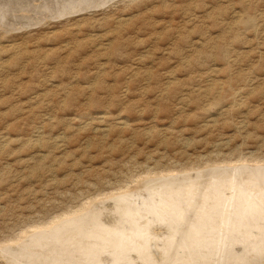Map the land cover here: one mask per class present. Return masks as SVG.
Returning <instances> with one entry per match:
<instances>
[{
  "label": "rangeland",
  "instance_id": "obj_1",
  "mask_svg": "<svg viewBox=\"0 0 264 264\" xmlns=\"http://www.w3.org/2000/svg\"><path fill=\"white\" fill-rule=\"evenodd\" d=\"M84 1L0 0V264L86 202L82 233L109 216L144 231L94 262L264 264V0ZM179 220L177 249L151 251Z\"/></svg>",
  "mask_w": 264,
  "mask_h": 264
},
{
  "label": "bare ground",
  "instance_id": "obj_2",
  "mask_svg": "<svg viewBox=\"0 0 264 264\" xmlns=\"http://www.w3.org/2000/svg\"><path fill=\"white\" fill-rule=\"evenodd\" d=\"M84 1V0H83ZM95 1H97V0H95ZM87 2V1H86ZM85 1H84V4L86 3ZM104 2H106V0L104 1ZM56 3V2H55ZM88 3V2H87ZM98 3H99V0H98ZM66 4V3H65ZM71 4V3H70ZM75 4V3H74ZM78 4H80V3H78ZM48 5V4H47ZM68 5V4H67ZM93 5V4H92ZM96 5H97V3H96ZM60 6V5H59ZM86 6V5H85ZM85 6H83V7H75V8H73L74 6H72V13H70V14H76V13H78L79 14V12H81V11H86L87 12V10L86 9H89V8H91L90 6L89 7H85ZM60 7H62V6H60ZM53 9V8H52ZM60 9V8H59ZM71 9V8H70ZM54 11V10H53ZM60 12H62L61 10H59ZM64 12V11H63ZM58 13V12H57ZM69 14V15H70ZM59 15V14H58ZM68 15V16H69ZM67 15H65V17H66ZM55 19H56V16H55ZM1 27V26H0ZM228 165V164H227ZM238 165V164H237ZM235 166V165H234ZM241 166V165H240ZM239 166V168H241ZM247 166V165H246ZM248 166H250V165H248ZM247 166V167H248ZM209 167V166H208ZM232 167V166H231ZM236 167V166H235ZM252 167V166H251ZM253 167H257V166H254L253 165ZM258 167H261V166H258ZM257 167V168H258ZM207 168V167H206ZM243 168V167H242ZM241 168V169H242ZM250 168V167H249ZM254 169V168H253ZM203 170V169H202ZM212 170H213V168H212ZM233 170V169H232ZM257 170V169H256ZM235 171V170H234ZM202 172V171H201ZM210 173H211V171H209ZM203 173V172H202ZM178 174V173H177ZM185 174V173H184ZM200 174V173H199ZM254 175V174H253ZM163 176H166V175H163ZM174 176V175H173ZM172 175H170V177H173ZM196 176V175H195ZM203 176V175H202ZM255 176V175H254ZM160 178H161V176H160ZM164 178V177H163ZM163 178H162V180H163ZM167 179H169V176L168 177H166ZM165 178V179H166ZM176 178V177H175ZM232 178V177H231ZM167 179L166 180H164L165 182L167 181ZM234 179H235V177H234ZM144 180V179H143ZM152 180V182H154V180L153 179H151ZM150 180V181H151ZM170 180V183H169V186H171V178L169 179ZM175 180V179H174ZM237 180V179H236ZM243 180V179H242ZM139 181V180H138ZM137 181V182H138ZM142 181V180H141ZM145 181V180H144ZM143 181V182H144ZM156 181V180H155ZM173 181V180H172ZM228 181V180H227ZM143 182H139L142 186H143ZM146 182V181H145ZM148 182V181H147ZM163 182V181H162ZM162 182H160V184H162ZM174 182V181H173ZM172 182V183H173ZM236 182V181H235ZM239 183V182H238ZM248 183V182H247ZM149 184H150V182H148V184L147 183H145L144 185H148L149 186ZM151 184H153V183H151ZM158 184V183H157ZM156 184V185H157ZM252 184H254V183H252ZM141 185H139V186H141ZM154 185V184H153ZM156 185H154V186H150V187H155ZM168 185V184H167ZM188 185H189V183H188ZM134 186V185H133ZM141 186V187H142ZM161 186V185H160ZM209 186V185H208ZM211 186V185H210ZM217 186V185H216ZM232 186V185H231ZM239 186V185H238ZM250 186H251V184H250ZM145 187V186H144ZM156 187H159V186H156ZM162 188H163V186H161ZM160 187V188H161ZM167 187V186H166ZM201 187V186H200ZM243 187V186H242ZM193 188V187H192ZM217 188V187H216ZM230 188V187H229ZM233 187H231V189H232ZM252 188V187H251ZM153 189V188H152ZM171 189V188H170ZM239 189H240V187H239ZM248 189V188H247ZM263 189V188H262ZM145 190V189H144ZM167 190V189H166ZM201 190V189H200ZM234 190V189H233ZM131 191V190H130ZM155 191V190H154ZM186 191V190H185ZM244 191V190H243ZM252 191H253V189H252ZM168 192H170V191H168ZM201 192H202V190H201ZM213 192V191H212ZM235 192V191H234ZM260 192V191H259ZM233 192H231V195H233L232 194ZM236 193V192H235ZM238 193V192H237ZM125 194V193H124ZM123 194V195H124ZM127 194V193H126ZM125 194V195H126ZM180 194V193H179ZM187 194V193H186ZM207 194H208V192H207ZM216 194V193H215ZM247 194V193H246ZM117 195H119V193L117 194ZM122 195V196H123ZM128 195V194H127ZM132 195V194H131ZM181 195V194H180ZM248 195H249V193H248ZM247 195V196H248ZM256 195V194H255ZM116 196V195H115ZM121 196V195H120ZM119 196V197H120ZM177 196V195H176ZM198 196V195H197ZM203 196V195H202ZM201 196V197H202ZM227 196H229V195H227ZM114 197V196H113ZM127 197V196H126ZM125 197V198H126ZM128 197H130V196H128ZM199 197V196H198ZM230 198H231V196H229ZM105 198H109V197H105ZM111 198V197H110ZM115 198V197H114ZM116 198H117V196H116ZM124 198V197H123ZM193 198H195V197H193ZM200 198V197H199ZM221 198H222V196H221ZM225 198V197H224ZM227 198V197H226ZM249 198L251 199V196L249 197L248 196V201H249ZM103 199H104V197H103ZM118 199V198H117ZM116 199V200H117ZM121 199V197L119 198V200ZM127 199V198H126ZM164 199V198H163ZM204 199V198H203ZM211 199H212V197H211ZM241 199V198H240ZM96 200V199H95ZM108 200H110V199H108ZM111 200H112V198H111ZM116 200H114L113 199V201H115V202H117ZM195 199H193V201H194ZM200 200V199H199ZM225 200V199H224ZM243 200V199H242ZM97 201V200H96ZM100 201H102V200H100ZM99 201V202H100ZM104 201L105 200H103V203H104ZM121 201H123V199H121ZM120 201V202H121ZM168 201V200H167ZM174 201H176V200H174ZM192 201V202H193ZM197 201V200H196ZM211 201V200H210ZM222 201V200H221ZM230 201V200H229ZM234 201H235V199H234ZM241 201V200H240ZM92 202V201H91ZM94 202V201H93ZM114 202V203H115ZM158 202V201H157ZM180 202V201H179ZM195 202V201H194ZM208 202V201H207ZM214 202V201H213ZM224 202V201H223ZM250 202H251V200H250ZM96 203V202H95ZM163 203V202H162ZM177 203V202H176ZM182 203V202H181ZM189 203V202H188ZM216 203V202H215ZM242 203V202H241ZM91 204L92 203H85V204H83L76 212H73V213H70V214H67V215H65V214H62V215H64V216H58L55 220H52V221H49L48 223H44V224H42V226H40V228L38 227V229L40 230H36L37 228L35 227L34 229L36 230V231H38V232H33V231H35V230H33L32 229V231L30 230V233H28V232H22L21 234H19L20 236L18 237V239L15 241V239L13 240L14 241V244L16 245L15 247H14V249H12V250H15L16 248L17 249H20V248H26V251H27V253H28V255L30 256V258L29 259H27V260H25L24 262H22V263H15V264H105L104 262H99V261H96V262H94V261H92L93 260V258L96 256V253H98V252H100L99 250L100 249H103V248H99V246L100 245H102V242H106V244H105V248H109V250L110 249H115V248H119V249H122V248H126V246H134V244L138 241V239H140V236L139 235H142L141 234V232H144L143 230L142 231H139V230H137V229H135V227H132L131 226V228L130 229H126V231H124V229H121L120 231H117L116 229H117V227H116V225H113L114 223V221H112V218L109 216V215H107V216H109V217H107L106 219V222L105 221H100V222H96L95 223V225L93 224V225H91V226H89V227H86V228H84V233H82V231L80 230V228L81 227H78V224H79V222L81 221V219L79 218V220H75V217L73 216L74 214H77L78 212H80L79 213V216H80V214L82 215V213L84 212V214L85 213H87L86 211H88V209L89 208H91ZM101 204V203H100ZM175 204V203H174ZM183 204V203H182ZM193 204V203H192ZM201 204H202V202H201ZM213 204V203H212ZM211 204V205H212ZM228 204V203H227ZM226 203H225V205H227ZM247 204H249V203H247ZM95 205V204H94ZM164 205V204H163ZM197 205V204H196ZM210 205V206H211ZM222 205V204H221ZM250 205V204H249ZM260 205H262V204H260ZM103 206V205H102ZM115 206V205H114ZM132 206V205H131ZM137 206V205H136ZM152 206V205H151ZM165 206V205H164ZM190 207L192 206V205H189ZM193 206H195L194 204H193ZM192 206V207H193ZM208 206V205H207ZM209 206V207H210ZM227 206H229V205H227ZM231 206V205H230ZM239 206V205H238ZM96 207V206H95ZM128 207V206H127ZM141 207V206H140ZM150 207V206H149ZM171 207V206H170ZM175 207V206H174ZM173 207V208H174ZM182 207V206H181ZM206 207V206H205ZM204 207V208H205ZM224 207H226V206H224ZM233 207V206H232ZM231 207V208H232ZM253 207H256V206H253ZM262 207V206H261ZM98 208V207H97ZM96 208V209H97ZM100 209L102 208L101 206L99 207ZM103 208H105V205H104V207ZM107 208V207H106ZM105 208V209H106ZM138 208V209H137ZM136 209L137 210H140V208L139 207H137ZM143 208V207H142ZM203 208V209H204ZM213 208V207H212ZM227 208V207H226ZM225 208V210H227ZM248 208V207H247ZM257 208V207H256ZM260 208V207H259ZM258 208V209H259ZM92 210H93V208H91ZM99 209V210H100ZM114 209V207L112 208V210ZM154 209V208H153ZM184 209V208H183ZM188 209V208H187ZM220 209V208H219ZM232 209H234V208H232ZM257 209V210H258ZM94 210H95V208H94ZM93 210V211H94ZM111 210V209H110ZM147 210H148V208H147ZM168 210V209H167ZM193 210H195V209H192V211ZM202 210V209H201ZM235 210V209H234ZM236 210H237V208H236ZM244 210V209H243ZM250 210V209H249ZM90 211L91 210H89V214H90ZM97 211V210H96ZM95 211V212H96ZM100 211H102V210H100ZM106 211V210H105ZM105 211H102V212H105ZM152 211V210H151ZM155 211V210H154ZM175 211V210H174ZM173 211V212H174ZM185 211V210H184ZM224 211V210H223ZM232 211V210H231ZM82 212V213H81ZM98 212V211H97ZM112 212V211H111ZM164 212V211H163ZM178 212H180V211H178ZM217 212V211H216ZM253 212V211H252ZM254 212H258V211H255L254 210ZM94 213V212H93ZM93 213H91L92 215H93ZM107 213H108V211H107ZM141 213H142V210H141ZM150 213V212H149ZM166 213V212H165ZM175 213H177V212H175ZM184 213V212H183ZM206 213V212H205ZM211 213V212H210ZM235 213V212H234ZM260 213H262V212H260ZM263 213H264V211H263ZM88 214V213H87ZM95 214H98V213H95ZM110 214V213H109ZM148 214V213H147ZM157 214H159V213H157ZM163 214V213H162ZM69 215L72 217V219H66V217L68 216L69 217ZM86 215V214H85ZM84 215V216H85ZM113 215V214H112ZM127 215V214H126ZM150 215V214H149ZM155 215V214H154ZM165 215V214H164ZM180 215H181V213H180ZM184 215V214H183ZM204 215V214H203ZM207 215V214H206ZM214 215V214H213ZM229 215V214H228ZM233 215V214H232ZM244 215V214H243ZM257 215V214H256ZM78 216V215H77ZM83 216V217H84ZM90 216V215H89ZM88 216V217H89ZM105 216V215H104ZM139 216V215H138ZM170 216V215H169ZM195 216H198V215H195ZM208 216V215H207ZM62 217H63V219H62ZM65 217V218H64ZM70 217V218H71ZM87 217V216H86ZM95 217V216H94ZM106 217V216H105ZM147 217H149V216H147ZM151 217V216H150ZM204 217H206V216H204ZM217 217V216H216ZM220 217H221V215H220ZM223 217H224V215H223ZM222 217V218H223ZM229 217H231L230 215H229ZM228 217V218H229ZM240 217H241V215H240ZM261 217V216H260ZM127 218V217H126ZM125 218V219H126ZM165 218V217H164ZM180 218V217H179ZM184 218V217H183ZM197 218V217H196ZM200 218V217H199ZM227 218V219H228ZM233 218V217H232ZM237 218V217H236ZM61 219V220H60ZM76 219H78V218H76ZM83 219V218H82ZM93 219V218H92ZM149 219V218H148ZM151 219V218H150ZM149 219V220H150ZM172 219V218H171ZM189 219V218H188ZM202 218H200V220H201ZM127 220V219H126ZM141 220V219H140ZM181 220H183V219H181ZM181 220H179V221H177V223L178 224H181V229H179V231L176 233L175 231H173V229H172V231H169V232H165V235H161L160 233L161 232H163L162 230H158V229H155V227H153L154 229V231H153V233H154V235L153 236H155V238H157L156 236L157 235H159L158 236V238L156 239V240H154V242H150V243H153V245H154V247H153V249H150L151 251H153V250H155V254L157 253L158 255H160L159 254V252H160V250H157V247H156V243L155 242H158V243H162V245L164 246L165 245V243L166 242H170L169 244H168V246L170 245V247H172V248H175V249H177V247L179 246V244H180V241L179 240H175V241H171V240H173V238H175V234H180V233H182V231H183V229L184 228H188L189 226H190V228L191 227H194V225H192L191 223H181ZM216 220V219H215ZM219 220V219H218ZM263 220V219H262ZM84 221V220H83ZM119 221V220H118ZM155 221V220H154ZM167 221V220H166ZM172 221H174V220H172ZM191 221H193V220H191ZM222 221H224V220H222ZM231 221V220H230ZM229 221V222H230ZM116 222V221H115ZM121 222V221H120ZM124 222V221H123ZM140 222V221H139ZM162 222H163V220H162ZM169 222V221H168ZM235 222V221H234ZM241 222V221H240ZM119 223V222H118ZM144 223V222H143ZM145 223H148V224H150L149 222H145ZM144 223V224H145ZM151 223H153V220H152V222ZM155 223V222H154ZM160 223V222H159ZM209 223V222H208ZM243 222H241V224H242ZM81 224V223H80ZM120 224H122V223H120ZM140 224V223H139ZM175 224V223H174ZM225 224H227V223H225ZM229 224V223H228ZM259 224V223H258ZM128 226L129 225H131V224H127ZM141 225H142V223H141ZM145 225H147V224H145ZM164 225V224H163ZM167 225V224H166ZM205 225H206V223H205ZM215 225H216V222H215ZM230 225V224H229ZM38 226V225H37ZM125 226V225H124ZM156 226V225H155ZM174 226H176V225H174ZM143 227V226H142ZM157 227V226H156ZM183 227V228H182ZM225 227V226H224ZM233 227V226H232ZM253 227V226H252ZM125 228V227H124ZM145 228H148L147 226H145ZM160 228V227H159ZM166 228V227H165ZM164 228V229H165ZM172 228V227H171ZM204 228V227H203ZM207 228V227H206ZM230 228V227H229ZM139 229V228H138ZM161 229V228H160ZM221 229H222V227H221ZM221 229H220V232H219V234L221 233ZM226 229H228V228H226ZM236 229V228H235ZM127 230H129V231H127ZM147 230V229H146ZM191 230H193V229H191ZM197 230V229H196ZM203 230V229H202ZM26 231H28V230H26ZM194 231V230H193ZM230 231V230H229ZM233 231V230H232ZM198 232V231H197ZM196 232V233H197ZM209 232V231H208ZM212 232H214V231H212ZM227 232V231H226ZM239 232H241V231H239ZM238 232V233H239ZM255 232V231H254ZM18 233V232H17ZM146 233L148 234L149 232L148 231H146ZM164 233V232H163ZM187 233V232H186ZM202 233H204V232H202ZM216 233V232H215ZM27 234H29L30 236H26ZM174 234V235H173ZM184 234V233H183ZM199 234V233H198ZM205 234H206V232H205ZM226 234V233H225ZM229 233H227V235H228ZM234 234H236V233H234ZM252 234V233H251ZM146 235V234H145ZM193 235V234H192ZM194 235H196V234H194ZM209 235V234H208ZM212 235V234H211ZM254 235V234H253ZM153 236H152V238H150V239H153ZM199 236V235H198ZM201 236H203V235H201ZM225 236V235H224ZM229 236V235H228ZM228 236H226L227 238H228ZM232 236V235H231ZM149 237H151V236H149ZM162 237H163V241H159V240H161L162 239ZM208 237H210V236H208ZM215 237H217V236H215ZM221 237V236H220ZM234 237V236H233ZM249 237V236H248ZM179 238V237H178ZM219 238V237H218ZM225 238V237H224ZM149 239V240H150ZM171 239V240H170ZM182 239H184V238H182ZM186 239V238H185ZM198 239H200V238H198ZM197 239V240H198ZM216 239V238H215ZM214 239V240H215ZM238 239V238H237ZM251 239V238H250ZM148 240V239H147ZM208 240V239H207ZM226 240H228V239H226ZM233 240V239H232ZM252 240V242H253V239H251ZM165 241V242H164ZM206 241V240H205ZM240 241V240H239ZM243 241V240H242ZM26 242L28 243V244H26ZM32 242H36L37 244H35L34 246H30V243H32ZM198 242V241H197ZM221 242V241H220ZM147 243V242H146ZM188 243V242H187ZM202 243V242H201ZM10 244H12V246H13V242H10ZM10 244H8V245H10ZM198 244V243H197ZM219 244H221V243H219ZM226 244V243H225ZM224 244V246L226 247V245ZM140 245V244H139ZM146 245V244H145ZM150 245H152V244H150ZM182 245H183V243H182ZM201 245V244H200ZM213 245V244H212ZM11 246V245H10ZM12 246L11 247H9L8 246V248H12ZM147 246H148V244H147ZM160 246V245H159ZM185 246V245H184ZM198 246V245H197ZM208 246H210V245H208ZM219 246V245H218ZM2 247V246H1ZM4 247L5 248H7L6 247V245L4 244ZM34 248L33 249V252H31V251H29V250H27L28 248ZM149 247H151V246H149ZM206 247V246H205ZM223 247V246H222ZM224 247V248H225ZM228 247V246H227ZM240 247V246H239ZM239 247H237V248H239ZM166 248V247H165ZM183 248V247H182ZM204 248V247H203ZM218 248H220V247H218ZM231 248V247H230ZM236 248V247H235ZM259 248L260 249H264V247H263V245H261V246H259ZM4 249V248H3ZM149 249V248H148ZM171 249V248H170ZM226 249V248H225ZM127 250H128V248H127ZM127 250H126V252H127ZM144 250V249H143ZM149 250V251H150ZM173 250V249H172ZM209 250V249H208ZM222 250H224V249H222ZM237 249H235V251H236ZM240 250H241V248H240ZM1 251H2V249H1ZM238 251H239V249H238ZM255 251V250H254ZM131 252V251H130ZM166 252V251H165ZM211 252V251H210ZM218 252V251H217ZM222 252V251H221ZM113 254V256H111L110 257V260H109V262L111 261V262H115V263H118V264H124V261H126V260H123L121 263L119 262L120 261V259H119V257L117 256V255H115L114 254V252H105L104 254ZM154 253V252H153ZM152 253V254H153ZM204 253V252H203ZM225 253V252H224ZM223 253V254H224ZM237 254H238V252H236ZM1 254V253H0ZM151 254V253H150ZM155 254H153V255H155ZM186 254V253H185ZM188 254V253H187ZM198 254V253H197ZM218 254V253H217ZM263 254V253H262ZM140 255V254H139ZM145 255H146V253H145ZM168 255V254H167ZM189 255V254H188ZM156 256V255H155ZM162 256V255H161ZM160 256V257H161ZM165 256V255H164ZM163 256V257H164ZM237 256V255H236ZM259 256V255H258ZM8 257V256H7ZM7 257H4V256H2V258H7ZM11 257V256H10ZM97 257V256H96ZM131 257H133V256H131ZM169 257V256H168ZM217 257V256H216ZM154 258V257H153ZM158 258V257H157ZM157 258H156V260H157ZM171 258V257H170ZM190 258V257H189ZM213 258H214V256H213ZM9 259V258H8ZM103 259V258H102ZM106 259V258H105ZM104 259V260H105ZM132 260L133 259H136V258H131ZM141 259V258H140ZM184 259H186L185 257H184ZM131 260V261H132ZM145 260V259H144ZM143 260V261H144ZM156 260H154V261H156ZM159 260V259H158ZM157 260V261H158ZM183 260V259H182ZM181 260V263L183 262ZM198 260V259H197ZM223 260H224V258H223ZM6 261H7V259H6ZM10 261V260H9ZM12 261V260H11ZM108 260H106L105 262H107ZM136 261V260H135ZM135 261H134V263H135ZM142 261V260H141ZM163 261V260H162ZM161 261V262H162ZM173 261V260H172ZM202 261H203V259H202ZM201 261V262H202ZM214 261V260H213ZM221 261H222V259H221ZM8 262V261H7ZM13 262V261H12ZM11 262V263H12ZM138 262V261H137ZM147 262V261H146ZM204 262V261H203ZM219 262V261H218ZM158 263H159V261H158ZM189 263V262H188ZM187 263V264H188ZM223 263V262H222ZM5 264H6V262H5ZM10 264V263H9ZM108 264H110V263H108ZM137 264V263H136ZM221 264V263H220Z\"/></svg>",
  "mask_w": 264,
  "mask_h": 264
}]
</instances>
